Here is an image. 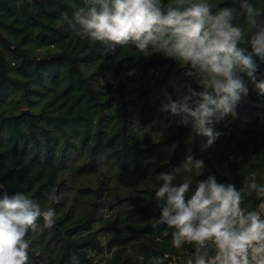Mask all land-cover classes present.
<instances>
[{
    "label": "trees",
    "instance_id": "16d2710c",
    "mask_svg": "<svg viewBox=\"0 0 264 264\" xmlns=\"http://www.w3.org/2000/svg\"><path fill=\"white\" fill-rule=\"evenodd\" d=\"M172 0H163L165 5ZM213 14L233 10L243 25L244 0H209ZM262 12L264 0H248ZM87 0H0V196L23 192L42 211L29 229L27 264H163L195 259V246H172L173 229L157 223L155 191L164 172L192 155L205 167L177 173L179 186L214 175L241 191L242 207L261 211L264 199L247 189L248 174L264 183V94L245 73L248 94L212 127V145L191 122L161 111L178 91H201L196 70L132 42L109 49L70 26ZM264 80V56L248 44ZM55 190L59 202L48 199ZM262 214V213H261ZM263 216V215H262ZM209 257L214 255L208 249ZM209 257H206L209 258Z\"/></svg>",
    "mask_w": 264,
    "mask_h": 264
},
{
    "label": "clouds",
    "instance_id": "9594fccd",
    "mask_svg": "<svg viewBox=\"0 0 264 264\" xmlns=\"http://www.w3.org/2000/svg\"><path fill=\"white\" fill-rule=\"evenodd\" d=\"M243 25H234V13L222 8L213 14L209 0H87L76 8L70 26H79L93 42L109 49L132 42L145 54L160 53L196 70L202 90L178 91L168 98L161 111L178 118L177 124L191 122L198 135L212 145L220 133L212 125L228 115L248 94L240 78L245 73L264 94V80H256L258 67L251 55L239 47L248 44L264 56V21L259 8L244 0ZM205 167L204 161L188 155L181 168L161 173L155 191L160 210L157 223L173 229L171 244L195 246V259L186 264H264V216L261 211L242 207L243 197L233 184L217 181L214 175L196 184L186 199L192 180L186 176L177 186L173 181L181 170L191 174ZM247 189L264 199V183L257 172L248 174ZM48 199L59 202L53 190ZM43 217L52 227L55 212L41 206L23 192L0 196V264H27L29 243L25 236L35 230ZM214 255L209 257L208 249ZM206 257H209L206 259ZM159 264L167 257L157 258Z\"/></svg>",
    "mask_w": 264,
    "mask_h": 264
},
{
    "label": "built area",
    "instance_id": "2783aa9c",
    "mask_svg": "<svg viewBox=\"0 0 264 264\" xmlns=\"http://www.w3.org/2000/svg\"><path fill=\"white\" fill-rule=\"evenodd\" d=\"M262 215L264 216V213L261 211ZM167 264H180L177 260H171Z\"/></svg>",
    "mask_w": 264,
    "mask_h": 264
},
{
    "label": "rangeland",
    "instance_id": "374dc122",
    "mask_svg": "<svg viewBox=\"0 0 264 264\" xmlns=\"http://www.w3.org/2000/svg\"><path fill=\"white\" fill-rule=\"evenodd\" d=\"M261 211L264 212V204L261 206Z\"/></svg>",
    "mask_w": 264,
    "mask_h": 264
},
{
    "label": "crops",
    "instance_id": "0c3cea01",
    "mask_svg": "<svg viewBox=\"0 0 264 264\" xmlns=\"http://www.w3.org/2000/svg\"><path fill=\"white\" fill-rule=\"evenodd\" d=\"M264 213V212H263Z\"/></svg>",
    "mask_w": 264,
    "mask_h": 264
}]
</instances>
